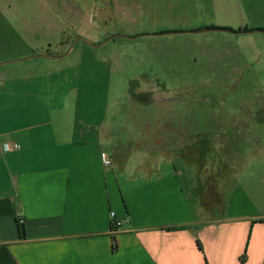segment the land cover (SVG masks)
<instances>
[{"label": "rangeland", "instance_id": "374dc122", "mask_svg": "<svg viewBox=\"0 0 264 264\" xmlns=\"http://www.w3.org/2000/svg\"><path fill=\"white\" fill-rule=\"evenodd\" d=\"M107 1L0 0V82L28 79L41 109L71 111L89 75V104L104 102L103 127L129 172L162 148L192 179L194 211L215 215L235 189L264 213V32H193L205 28L183 25L190 0H116L102 21Z\"/></svg>", "mask_w": 264, "mask_h": 264}, {"label": "crops", "instance_id": "0c3cea01", "mask_svg": "<svg viewBox=\"0 0 264 264\" xmlns=\"http://www.w3.org/2000/svg\"><path fill=\"white\" fill-rule=\"evenodd\" d=\"M116 2L100 6L102 21ZM190 5L187 27L264 32V2ZM82 53L89 55L86 47ZM82 66L90 71L95 63ZM89 80L74 87L71 111L41 109L30 100L28 79L0 82V94L8 86L7 102L0 100V264H264V213L246 195L233 189L209 216L207 208L191 209L184 183L192 179L169 154L161 160L162 148L138 176L117 162L104 102L89 104ZM101 152L111 163H102Z\"/></svg>", "mask_w": 264, "mask_h": 264}, {"label": "water", "instance_id": "95a60500", "mask_svg": "<svg viewBox=\"0 0 264 264\" xmlns=\"http://www.w3.org/2000/svg\"><path fill=\"white\" fill-rule=\"evenodd\" d=\"M208 30H217V31H224V32H229V33H237L238 31L232 30V29H227V28H205L202 30H197V31H193V32H203V31H208ZM259 31V30H256ZM239 32H250V31H239Z\"/></svg>", "mask_w": 264, "mask_h": 264}, {"label": "built area", "instance_id": "2783aa9c", "mask_svg": "<svg viewBox=\"0 0 264 264\" xmlns=\"http://www.w3.org/2000/svg\"><path fill=\"white\" fill-rule=\"evenodd\" d=\"M8 148H9V146H8ZM100 158H101V161L104 165H108L110 163V160L108 159L107 155L104 152L100 153ZM110 215H111V217H113L114 213L111 212ZM21 221H22V219L18 218V222H21Z\"/></svg>", "mask_w": 264, "mask_h": 264}, {"label": "trees", "instance_id": "16d2710c", "mask_svg": "<svg viewBox=\"0 0 264 264\" xmlns=\"http://www.w3.org/2000/svg\"><path fill=\"white\" fill-rule=\"evenodd\" d=\"M244 31H248V29H243ZM22 222L23 221H21V222H18V229H19V234L20 235H22V233H23V227H22ZM243 257H241V261H243Z\"/></svg>", "mask_w": 264, "mask_h": 264}]
</instances>
